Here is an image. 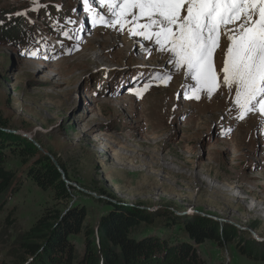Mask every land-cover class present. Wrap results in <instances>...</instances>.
<instances>
[{
  "label": "rangeland",
  "instance_id": "1",
  "mask_svg": "<svg viewBox=\"0 0 264 264\" xmlns=\"http://www.w3.org/2000/svg\"><path fill=\"white\" fill-rule=\"evenodd\" d=\"M34 7V0H0V15L26 20L16 41L0 36V115L11 131L33 136L66 165L69 182L81 189L76 198L89 207L87 224L96 228L111 202L199 215L264 241L260 116L237 120L234 93L224 87L211 99L183 98L186 86L195 85L184 70L176 72L152 42L93 26L82 0H39ZM227 44L222 38L218 71ZM165 71L173 73L167 86L153 83L142 98L134 94L155 72ZM7 167L20 183L0 211V264H12L9 254L21 235L54 205L53 192L27 178L28 166L12 157ZM150 232L141 227L131 236L142 239ZM152 235L193 243L178 227ZM75 243L82 257L84 235ZM197 248L207 264H253L236 245L207 241Z\"/></svg>",
  "mask_w": 264,
  "mask_h": 264
},
{
  "label": "trees",
  "instance_id": "2",
  "mask_svg": "<svg viewBox=\"0 0 264 264\" xmlns=\"http://www.w3.org/2000/svg\"><path fill=\"white\" fill-rule=\"evenodd\" d=\"M10 15H0V36L14 42L23 33L26 20L19 22ZM11 129L0 115V211L5 198L18 192V174L7 167L12 157L28 166L26 176L30 181L41 190H51L54 197V205L44 209L17 241L18 249L9 254L12 264H207L197 248L207 241L221 248L236 245L238 252L253 264H264V241L231 224L199 215L180 217L169 209L153 212L106 202L112 209L100 216L96 228L88 225L89 207L76 198L79 189L66 184L52 160L29 138L4 131ZM37 143L41 146L38 140ZM53 157L71 182L66 165L54 154ZM141 227L151 232L142 239L132 238V233ZM174 227L184 231L193 243L152 235ZM82 234L84 253L79 257L75 238Z\"/></svg>",
  "mask_w": 264,
  "mask_h": 264
},
{
  "label": "snow or ice",
  "instance_id": "3",
  "mask_svg": "<svg viewBox=\"0 0 264 264\" xmlns=\"http://www.w3.org/2000/svg\"><path fill=\"white\" fill-rule=\"evenodd\" d=\"M34 3L36 11L39 0ZM82 3L93 26L127 31L134 38L152 42L176 72L184 70L195 85L186 86L183 98L199 101L205 94L211 99L224 87L234 93L235 118L244 120L249 115H258L261 118L258 126L264 127V0H82ZM63 34L72 38L67 31ZM222 38L228 44L218 71L216 53ZM146 51L151 55L153 49L149 47ZM31 55L36 56L37 52ZM172 78V72H155L134 94L142 98L153 83L167 86Z\"/></svg>",
  "mask_w": 264,
  "mask_h": 264
},
{
  "label": "water",
  "instance_id": "4",
  "mask_svg": "<svg viewBox=\"0 0 264 264\" xmlns=\"http://www.w3.org/2000/svg\"><path fill=\"white\" fill-rule=\"evenodd\" d=\"M5 132H8V133H17V132H15V131H11V130H4ZM23 136H25V135H23ZM25 137H27V138H29L38 148H39V150L44 154V155H46V156H48L51 160H52V162L54 163V165L57 167V169L60 171V173L62 174V177H63V180L66 182V184L68 185V186H71V187H76V188H78L75 184H73V183H70L69 182V180L67 179V176H66V174H65V172L63 171V169L61 168V166L59 165V163H58V161L51 155V154H49V153H47V152H45L41 147H40V145L36 142V141H34L30 136H25ZM79 189V188H78ZM79 190H81V189H79ZM84 193H86V191H84V190H82ZM255 236V235H254ZM256 237V236H255Z\"/></svg>",
  "mask_w": 264,
  "mask_h": 264
},
{
  "label": "bare ground",
  "instance_id": "5",
  "mask_svg": "<svg viewBox=\"0 0 264 264\" xmlns=\"http://www.w3.org/2000/svg\"><path fill=\"white\" fill-rule=\"evenodd\" d=\"M97 10H99V8H97ZM116 39H119V36H115V38H114V40H116ZM136 40V39H135ZM138 41V40H137ZM116 42V41H115ZM121 42H125L126 43V40L125 41H120V43ZM122 44V43H121ZM138 46H139V44H137ZM217 54H218V52H217ZM155 56V54H151V56L150 57H154ZM157 56V55H156ZM141 57V56H140ZM153 59V58H152ZM161 59V58H160ZM158 60H159V56L155 59V61L156 62H158ZM165 60H164V58H163V61H161V62H164ZM218 62V61H217ZM160 63V62H159ZM47 67V66H46ZM187 81V80H186ZM189 84V83H188ZM221 91V90H220ZM249 117V116H248ZM201 120V119H200ZM142 160V159H141Z\"/></svg>",
  "mask_w": 264,
  "mask_h": 264
}]
</instances>
